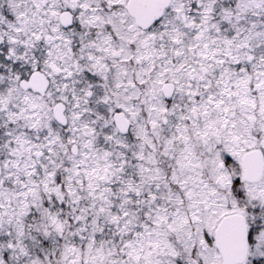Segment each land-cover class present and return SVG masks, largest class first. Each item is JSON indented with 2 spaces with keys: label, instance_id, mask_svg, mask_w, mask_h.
<instances>
[{
  "label": "snow or ice",
  "instance_id": "1",
  "mask_svg": "<svg viewBox=\"0 0 264 264\" xmlns=\"http://www.w3.org/2000/svg\"><path fill=\"white\" fill-rule=\"evenodd\" d=\"M0 264H264V0H0Z\"/></svg>",
  "mask_w": 264,
  "mask_h": 264
}]
</instances>
